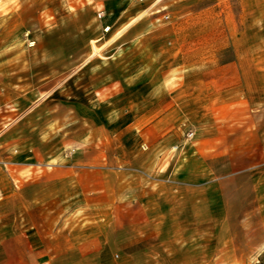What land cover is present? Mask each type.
I'll list each match as a JSON object with an SVG mask.
<instances>
[{"label":"rangeland","instance_id":"rangeland-1","mask_svg":"<svg viewBox=\"0 0 264 264\" xmlns=\"http://www.w3.org/2000/svg\"><path fill=\"white\" fill-rule=\"evenodd\" d=\"M99 1L0 0L4 29L19 12L20 23L26 22L0 47V225L9 228L12 175L19 189L35 176L31 169L17 181L19 152L33 148L39 158L44 146H65L76 115L69 103L81 100L82 87L95 76L88 73L91 61L117 66L127 53L134 62L162 67L164 110L178 109L180 135L172 148L175 167L162 177L173 200L154 203L159 216L147 230L132 232L125 249L116 242L106 252V264H264V195H258L250 174L264 152L240 153L236 161L234 122H195L187 114L203 81L219 84L250 69L253 88L241 91L243 101H264V0H112L108 12L98 8ZM26 8L35 16H27ZM56 21L66 34V70L40 79L43 59L35 57L33 82L28 50L36 54L42 48L40 36L52 33ZM190 61L195 75L188 74ZM55 62L50 59V67ZM12 75H18L16 82ZM257 109L252 113L261 112ZM245 126L250 123H239L238 132Z\"/></svg>","mask_w":264,"mask_h":264},{"label":"crops","instance_id":"crops-1","mask_svg":"<svg viewBox=\"0 0 264 264\" xmlns=\"http://www.w3.org/2000/svg\"><path fill=\"white\" fill-rule=\"evenodd\" d=\"M109 1H99L98 8L108 12ZM26 14L35 16V11L28 9ZM20 17L19 12L4 29L0 12V47L26 26ZM56 23L52 33L43 31L42 48L36 54L28 50L32 61L27 75L33 74V82L35 57L43 59L37 72L40 79L66 70V34L60 21ZM80 40L92 41L81 36ZM52 58L58 62L50 67ZM75 63L78 74V55ZM111 63L91 61L88 73L95 76L82 87L81 100L69 103L76 107V115L74 125L66 131L65 146H44L39 158L33 148L19 152L17 181L31 169L35 176L23 180L19 189L12 175L9 228L0 225V264H106V252L116 242L119 249L121 244L125 249L132 232L147 230L159 216L154 203L172 198L162 177L164 171L175 167L172 148L179 141V114L174 106L164 110L162 67H151L144 60L134 62L127 53L117 66ZM194 64L190 61L187 65L190 75H195ZM11 67L18 70V63L13 65L12 61ZM3 69L0 62V72ZM80 72H85L83 65ZM151 74L159 76L152 78ZM17 76L10 77L12 83ZM201 84L196 89L203 91L190 98V120L234 122L236 161L240 153L257 151L260 157L264 152V101H243L241 94L253 88L252 69L219 84ZM213 88L219 92H205ZM257 107L261 112L252 113L259 111ZM213 110H218V117ZM244 121L250 126L239 133V123L242 126ZM250 171L258 195H264V159L261 157Z\"/></svg>","mask_w":264,"mask_h":264},{"label":"built area","instance_id":"built-area-1","mask_svg":"<svg viewBox=\"0 0 264 264\" xmlns=\"http://www.w3.org/2000/svg\"><path fill=\"white\" fill-rule=\"evenodd\" d=\"M102 16H103V13H100V14H99V18H102Z\"/></svg>","mask_w":264,"mask_h":264},{"label":"bare ground","instance_id":"bare-ground-1","mask_svg":"<svg viewBox=\"0 0 264 264\" xmlns=\"http://www.w3.org/2000/svg\"><path fill=\"white\" fill-rule=\"evenodd\" d=\"M33 46H34V43H31V44H30V47H33Z\"/></svg>","mask_w":264,"mask_h":264}]
</instances>
